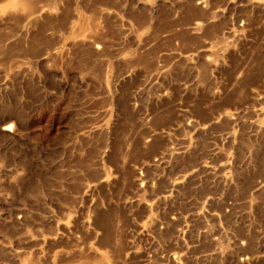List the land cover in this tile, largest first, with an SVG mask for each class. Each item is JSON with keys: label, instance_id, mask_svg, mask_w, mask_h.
Segmentation results:
<instances>
[{"label": "rangeland", "instance_id": "374dc122", "mask_svg": "<svg viewBox=\"0 0 264 264\" xmlns=\"http://www.w3.org/2000/svg\"><path fill=\"white\" fill-rule=\"evenodd\" d=\"M0 264H264V0H0Z\"/></svg>", "mask_w": 264, "mask_h": 264}, {"label": "built area", "instance_id": "2783aa9c", "mask_svg": "<svg viewBox=\"0 0 264 264\" xmlns=\"http://www.w3.org/2000/svg\"><path fill=\"white\" fill-rule=\"evenodd\" d=\"M230 163L231 162H228V164L226 166H224L225 169H226V172H228L227 169H229L230 166H231ZM205 169L209 172V174L211 175V177H213V178L217 177V174H218L219 169L217 168L216 164H214V163H208V165L205 167ZM198 172L199 171H197V173H196L197 177L199 175ZM226 172H225V174H226ZM225 177L227 178V175Z\"/></svg>", "mask_w": 264, "mask_h": 264}, {"label": "bare ground", "instance_id": "6f19581e", "mask_svg": "<svg viewBox=\"0 0 264 264\" xmlns=\"http://www.w3.org/2000/svg\"><path fill=\"white\" fill-rule=\"evenodd\" d=\"M27 13V12H26ZM29 14H31V13H29ZM33 22V21H32ZM6 130H7V128H6Z\"/></svg>", "mask_w": 264, "mask_h": 264}]
</instances>
